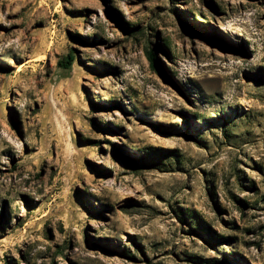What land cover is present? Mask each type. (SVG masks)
Returning <instances> with one entry per match:
<instances>
[{"label": "rangeland", "instance_id": "rangeland-1", "mask_svg": "<svg viewBox=\"0 0 264 264\" xmlns=\"http://www.w3.org/2000/svg\"><path fill=\"white\" fill-rule=\"evenodd\" d=\"M0 218V264H264V0H0Z\"/></svg>", "mask_w": 264, "mask_h": 264}, {"label": "trees", "instance_id": "trees-1", "mask_svg": "<svg viewBox=\"0 0 264 264\" xmlns=\"http://www.w3.org/2000/svg\"><path fill=\"white\" fill-rule=\"evenodd\" d=\"M148 57L151 61L152 67H158V62H157V58H156V53L151 50L148 52ZM75 57L73 54H69L67 59L65 61H61L59 64L60 66H62L64 69H70L72 66V63L74 61ZM2 222V218H0V223Z\"/></svg>", "mask_w": 264, "mask_h": 264}]
</instances>
